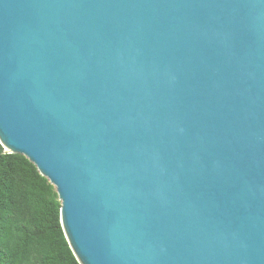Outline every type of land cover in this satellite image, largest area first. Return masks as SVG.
<instances>
[{
    "label": "water",
    "instance_id": "obj_1",
    "mask_svg": "<svg viewBox=\"0 0 264 264\" xmlns=\"http://www.w3.org/2000/svg\"><path fill=\"white\" fill-rule=\"evenodd\" d=\"M0 144L79 264H264V0H0Z\"/></svg>",
    "mask_w": 264,
    "mask_h": 264
},
{
    "label": "trees",
    "instance_id": "obj_2",
    "mask_svg": "<svg viewBox=\"0 0 264 264\" xmlns=\"http://www.w3.org/2000/svg\"><path fill=\"white\" fill-rule=\"evenodd\" d=\"M59 207L53 185L34 164L0 144V264H79Z\"/></svg>",
    "mask_w": 264,
    "mask_h": 264
}]
</instances>
